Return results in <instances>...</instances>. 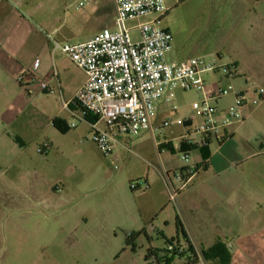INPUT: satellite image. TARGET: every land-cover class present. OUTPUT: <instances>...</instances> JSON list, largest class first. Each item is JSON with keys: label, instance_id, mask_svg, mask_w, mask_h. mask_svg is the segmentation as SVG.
<instances>
[{"label": "rangeland", "instance_id": "374dc122", "mask_svg": "<svg viewBox=\"0 0 264 264\" xmlns=\"http://www.w3.org/2000/svg\"><path fill=\"white\" fill-rule=\"evenodd\" d=\"M79 1L16 0V20L32 25L28 35L35 44L34 57L44 74L55 72L56 78L50 84L53 92L45 93L37 85L23 90L16 81L0 76L4 87L0 90V264H153L140 248L143 239L133 250L125 246L131 215L138 201L149 205L169 198L162 194L160 169H170V180L177 187L173 173L191 164L190 157L198 154L193 151L185 163L175 148L177 138L198 124L197 119L186 128L178 123L194 115L191 104L200 99L194 90L176 91L173 104L178 111L164 106L154 125L169 118L172 124L153 135L132 138L131 153L122 152L114 162L105 159L90 140L75 137L74 129L53 126L52 121L59 118L62 81L77 70L60 51L52 50L53 42L85 41L93 32L81 20L92 16L101 0L81 9ZM165 5L168 10L158 27L171 33L174 49L185 57L182 60L203 55L197 52L216 44L221 29L218 0H180L174 5L165 0ZM132 37L138 39L136 31ZM168 58L179 62L175 50ZM257 137L250 129L232 137L211 159V168H225L227 157L235 161L231 168H264V155L249 158L260 149ZM163 141L172 151H158ZM44 144L48 145L46 154L38 153ZM240 145H247L242 157L234 154ZM218 146L213 140L209 153ZM148 170L152 189L130 190L129 184ZM174 205L168 200L167 211L160 217L167 213L174 220ZM167 234L175 236L171 228Z\"/></svg>", "mask_w": 264, "mask_h": 264}, {"label": "crops", "instance_id": "0c3cea01", "mask_svg": "<svg viewBox=\"0 0 264 264\" xmlns=\"http://www.w3.org/2000/svg\"><path fill=\"white\" fill-rule=\"evenodd\" d=\"M179 1L171 0V5ZM91 12L92 16L81 20L82 25L92 28L93 32L85 40L102 28L113 27L115 16L113 0H101L100 7L93 8ZM16 19V0H0V76L10 78L12 82H15L17 74L27 70L35 60H38L34 57V41L28 35L33 31L32 25L18 23ZM218 23L221 29L216 44L209 49H200L197 53L215 55L221 64L233 63L236 75L229 78L223 71L207 74L206 84L214 87L231 85L237 91H251L252 87L264 89V0H218ZM173 50L176 60L183 61L185 57L180 54V49H174L172 42L171 51L165 56L166 60L177 63L169 61L168 58ZM43 68L40 63L36 70L39 72V75L37 74L39 78L50 76L48 73L44 74ZM64 78L59 97L61 107L57 115L64 120L59 118L54 120H58L65 130L74 129L73 135L81 139L90 131L89 120L87 114L72 99L86 76L83 71L77 69L73 75ZM1 86L0 83V90ZM232 100L233 95L229 94L215 105L218 109L224 110ZM164 106L171 109L161 102L153 117L154 124ZM243 114L245 119L242 122H234L227 128V137L218 143L219 146L214 151L215 155L209 153V144L213 140H208L206 146L208 158L204 161L206 168H202V146L189 151V156L195 150L198 153L190 157L191 163L196 165L198 170L190 186L176 196L174 208L177 210V215L174 220L172 217H167V213L160 217L167 211L168 197L163 202L153 200L149 205L138 201L135 212L131 215L132 227L128 234L132 233L134 236V249L137 241L140 239L145 241L140 248L146 251V260L150 261L155 256L164 264L165 262L191 264L188 261V254L179 257L166 250L169 243L184 245L177 227V223H180L196 256L195 264H264V168H231L235 165V161L228 157L224 158L227 164L225 168H211L210 165L211 159L232 137L238 134L244 135L249 129L253 130L261 140L259 151L252 153L249 158L264 155V100L257 106H246ZM61 115L64 117H60ZM76 116L81 117L82 120H78ZM66 117L67 120H76L78 124L68 128L72 122H67ZM185 119L187 118H181V120ZM193 121L185 128L193 126ZM131 139H125L124 143L131 147ZM162 146L158 151L171 149L169 145ZM244 146L237 147L234 154L242 157ZM122 152L128 153L123 148H119L118 157ZM244 158V160L248 159V157ZM169 170L165 167L158 170L164 188L162 194L165 196H169V190L164 173ZM137 178L143 180V185L137 190L150 191L154 186L149 170ZM169 228L173 229L175 236L167 234ZM215 244H218L215 253L205 258L203 253Z\"/></svg>", "mask_w": 264, "mask_h": 264}, {"label": "built area", "instance_id": "2783aa9c", "mask_svg": "<svg viewBox=\"0 0 264 264\" xmlns=\"http://www.w3.org/2000/svg\"><path fill=\"white\" fill-rule=\"evenodd\" d=\"M99 1L80 0L78 7L81 9ZM113 4L115 16L112 28H102L83 42L62 45L53 42L52 46L53 51H60L85 73V81L72 101L94 118L93 122H89L90 131L84 138L90 140L105 159L114 162L119 148L131 153V147L124 143L125 139L143 133L153 135L169 127L172 124L170 118L156 126L153 117L161 102L170 106L172 112L178 110L173 104L177 90H194L200 94V99L191 104L194 115L178 122L185 127L198 120V124L190 132L179 136L178 143H175L185 163L192 148L208 144L209 139L222 142L227 137V128L245 119L243 109L257 106L264 100V89L260 87L237 91L231 85L208 86L205 81L207 74L223 71L229 78L236 75L233 63L221 64L215 55L168 62L165 56L171 51L172 36L168 30L158 27L168 10L164 0H113ZM82 13L85 14V10ZM133 31L138 34L136 40L132 37ZM38 66L39 62L35 60L30 68L15 76V81L25 90L37 85L42 92L52 93L50 84L56 73L39 78L36 74ZM229 94L233 95L232 103L224 110L218 109L215 104ZM76 118L82 120L79 116ZM75 125L72 122L70 128ZM182 145L185 150L180 149ZM47 149L48 145L44 144L37 152L46 154ZM197 170L196 165L191 163L173 173L177 187L172 184L169 172L164 173L169 201L175 202L176 196L192 182ZM140 185H143V180L131 182L129 189L136 191ZM166 250L173 255L183 252L180 245L172 243L167 244ZM151 261L153 264H164L155 256Z\"/></svg>", "mask_w": 264, "mask_h": 264}, {"label": "trees", "instance_id": "16d2710c", "mask_svg": "<svg viewBox=\"0 0 264 264\" xmlns=\"http://www.w3.org/2000/svg\"><path fill=\"white\" fill-rule=\"evenodd\" d=\"M87 119L89 120V122H93L94 121V118L91 117L90 115H87ZM52 124H53L54 127L58 128L59 130H65L64 128H62L60 126V122L58 120H53ZM206 146H207V144H205V145H203L201 147V149H202L201 150V157H202V160H203L202 161V168H206V164L204 163V161L207 160V158H208V152L206 151ZM180 149L181 150H185L186 147L184 145H182ZM170 151H172V149H170ZM177 227L179 228V233H180V235L182 237L184 245H180L183 248L182 254H180V255H176L175 254V255L179 256V257H182V256L188 254V256H189L188 261L191 264H195L196 256H195V254H194V252L192 250L191 245L189 244V241H188V239H187V237H186V235H185V233L183 231V228L180 225V223H177ZM134 240L135 239H134V236H133L132 233L130 235L126 236V238H125V246L126 247H130L131 250H133L134 249V244H133ZM217 246H218V244H215L211 249H209L207 252L203 253V256L205 258H208L209 256L213 255L215 253V250H216ZM165 264H167V263L165 262Z\"/></svg>", "mask_w": 264, "mask_h": 264}]
</instances>
